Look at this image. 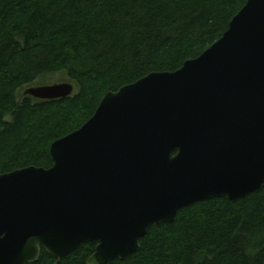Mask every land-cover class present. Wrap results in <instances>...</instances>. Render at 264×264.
Masks as SVG:
<instances>
[{
  "label": "water",
  "instance_id": "obj_1",
  "mask_svg": "<svg viewBox=\"0 0 264 264\" xmlns=\"http://www.w3.org/2000/svg\"><path fill=\"white\" fill-rule=\"evenodd\" d=\"M71 82L29 86L40 100ZM50 168L0 173V264H34L95 245L87 264L126 259L184 207L243 199L264 184V0L174 72L108 92L78 130L50 146Z\"/></svg>",
  "mask_w": 264,
  "mask_h": 264
},
{
  "label": "trees",
  "instance_id": "obj_2",
  "mask_svg": "<svg viewBox=\"0 0 264 264\" xmlns=\"http://www.w3.org/2000/svg\"><path fill=\"white\" fill-rule=\"evenodd\" d=\"M247 1L0 0V173L50 168L51 144L81 128L108 92L197 58ZM61 72L73 96L19 95ZM94 251L82 244L59 260L42 249L34 264H87ZM105 264H264V184L243 199L180 209L137 252Z\"/></svg>",
  "mask_w": 264,
  "mask_h": 264
},
{
  "label": "rangeland",
  "instance_id": "obj_3",
  "mask_svg": "<svg viewBox=\"0 0 264 264\" xmlns=\"http://www.w3.org/2000/svg\"><path fill=\"white\" fill-rule=\"evenodd\" d=\"M70 81L68 76L65 72L57 73L55 75L47 76L45 78H42L41 80L35 82L31 86H37V85H49L54 83H62V82H68ZM24 89H21L19 91V95H22Z\"/></svg>",
  "mask_w": 264,
  "mask_h": 264
}]
</instances>
